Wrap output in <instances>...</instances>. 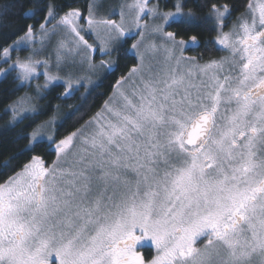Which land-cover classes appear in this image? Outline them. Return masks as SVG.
Here are the masks:
<instances>
[{"label": "snow or ice", "instance_id": "obj_1", "mask_svg": "<svg viewBox=\"0 0 264 264\" xmlns=\"http://www.w3.org/2000/svg\"><path fill=\"white\" fill-rule=\"evenodd\" d=\"M97 5L89 0L87 15L69 8L59 19L48 5L39 34L62 31L57 69L73 55L112 70L115 59L97 63L93 52L112 57L133 37L138 63L80 127L57 138L53 116L28 134L21 154H32L19 168L15 155L0 164V264H53V256L55 264H264V0H246L227 31L230 6L211 4L214 47L227 55L203 62L184 54L196 35L166 30L200 19L181 0L168 11L159 0H122L101 16ZM36 35L28 25L3 49L5 63L9 49ZM41 64L45 89L64 80L62 95L71 96L81 83L33 55L0 74L14 71L23 85ZM32 100L8 106L10 123L42 114ZM145 242L150 259L138 250Z\"/></svg>", "mask_w": 264, "mask_h": 264}, {"label": "trees", "instance_id": "obj_2", "mask_svg": "<svg viewBox=\"0 0 264 264\" xmlns=\"http://www.w3.org/2000/svg\"><path fill=\"white\" fill-rule=\"evenodd\" d=\"M87 0H0V68L4 67L1 62L3 49L8 47L18 37L22 36L28 25L35 28L44 21L48 5L54 4L58 19L69 8L84 9ZM175 0H167L165 6L174 8ZM184 10L193 9L199 20L195 21L191 28L183 24L166 27L167 31L177 32V38L188 40L191 35L198 37V44L187 47L189 56L202 57V60L219 58L224 52L214 47V36L216 35L214 20L208 15L212 3L217 5L228 4L231 9V17L238 16L243 10L246 0H181ZM35 10L32 15L31 10ZM54 21V20H53ZM132 38H128L118 53H113L116 61L112 70L100 78V80L89 87L81 86L71 90V96H62L65 88L61 85L52 86L47 95L41 101L43 104L42 114L35 119L24 120L23 123H10L8 106L15 101L23 92L25 87L19 85L14 73H7L0 78V164L7 158L16 156V168L25 162L32 153L21 154V150L28 143L27 136L34 127L47 120L57 108L62 110V116L56 124L55 135L63 137L68 132L80 127L93 113L100 108L113 90V85L120 76L125 75L129 68L136 64V58L128 52ZM46 162H51L54 153L43 152ZM16 168L12 169L15 171ZM9 175L11 172L8 173Z\"/></svg>", "mask_w": 264, "mask_h": 264}, {"label": "rangeland", "instance_id": "obj_3", "mask_svg": "<svg viewBox=\"0 0 264 264\" xmlns=\"http://www.w3.org/2000/svg\"><path fill=\"white\" fill-rule=\"evenodd\" d=\"M121 2H122V0H98L97 15L98 16L107 15L113 9H116V11L118 12L119 11L118 6ZM150 2L152 4H155L158 2V0H150ZM159 2L163 6V10H165V11L174 10V8H168L165 6V2H167V0H159ZM88 3H89V0L86 1L85 8L80 9L84 15H87ZM111 18L115 19L117 21L119 20L118 15L112 16ZM52 23L54 24L55 20L52 21ZM49 27H51V25H49ZM35 29L37 30V35H36L35 40L32 42V44L30 46L24 45V46L20 47L19 50L9 49V59H8L7 63H5L3 53H2L1 62L4 64V67L2 69L7 70L8 64L13 63L18 57L20 59H24V58L28 57L29 55H33L34 59L48 62V70L51 72V74L60 75L61 77H64V78L70 77L73 80H77V79L80 80L81 83L79 85H74V89L79 88L81 86L89 87L92 84L94 85L95 83H97L100 80V78L106 73V71H108L106 69H102L99 67L96 69H90L86 63H84V64L80 63V57L79 56H73V55H67V58L62 62L60 68L57 69L55 49L57 47L58 41L63 36L62 31H58L54 35H51L48 39H41V36L39 34V26L36 27ZM20 37H18L15 41H17ZM88 39H89L90 43L93 42V38L88 37ZM127 39L128 38H126V41H127ZM151 39H152V37H148L144 43L145 44L149 43L151 41ZM14 42H12L10 45H14ZM134 42H135V37H133L131 42H130V47L128 49V52L133 54L136 58L135 50L131 49V45ZM156 42L159 43L158 37L156 38ZM33 49L35 50L34 53H33ZM141 50H143V45L141 46ZM184 54H185V56H189L186 53V49H185ZM93 55H94V59L97 63L99 62V60L101 58H103L105 60L114 59L113 57L102 56L100 53H98L96 51L93 52ZM226 55H227V53H226ZM136 63H138L137 59H136ZM37 69H38V71H37L36 77L32 81H30L29 83L22 85L25 87V89H24V92L18 98L23 97L25 95L32 96L33 97L32 103L34 105H36L38 110H40L44 106L43 104H41V101L44 98V96L47 95V92L49 91V89L54 85H61L62 87L65 88V84H64V80L53 81L48 85V87L46 89L43 88L42 86L45 83V78H44L43 72L45 71V68H44L43 64H41V65L37 66ZM10 72L14 73L16 75V72L9 71L8 73H10ZM3 76H5V74H0V78ZM120 78H121V76L118 79H120ZM19 85H21V84L19 83ZM37 85L41 86V91L39 93L37 92ZM71 90H73V89H70L69 91H71ZM112 93H113V90H112L110 95H112ZM62 96H68V95L65 94ZM106 99H108V98H106ZM7 110H8V108H7ZM98 110H99V108L96 111H98ZM8 112L10 114L9 121H11V111L8 110ZM53 116L56 117V124H57L58 121L60 120L61 116H62V110L60 108H57L55 110V112H53L52 115L50 117H48L47 120H49ZM41 123H39V124H41ZM35 128H36V126L34 127V129ZM49 130H51V129H49ZM146 243L150 244V242H146ZM51 259L53 261V264H55V257L53 256Z\"/></svg>", "mask_w": 264, "mask_h": 264}, {"label": "flooded vegetation", "instance_id": "obj_4", "mask_svg": "<svg viewBox=\"0 0 264 264\" xmlns=\"http://www.w3.org/2000/svg\"><path fill=\"white\" fill-rule=\"evenodd\" d=\"M237 17V16H236ZM236 17H231V16H229L228 17V20H227V27H225V31H227V30H229V28L231 27V25H232V23L234 22V21H236ZM216 36V35H215ZM215 36L213 37L214 39H215ZM195 45H192L191 43L189 44V46L188 47H194ZM224 52V54L222 55V56H225L226 55V53H225V51H223ZM221 56V57H222ZM214 58V57H213ZM220 58V57H219ZM219 58H216V59H219ZM212 59V58H211ZM206 60H208V59H206ZM206 60H201V62L202 61H206ZM138 250L139 251H141V253H142V255H144V257H145V259H150L151 258V256L152 255H154V249L151 247V245L150 244H148V243H144L143 245H138Z\"/></svg>", "mask_w": 264, "mask_h": 264}, {"label": "bare ground", "instance_id": "obj_5", "mask_svg": "<svg viewBox=\"0 0 264 264\" xmlns=\"http://www.w3.org/2000/svg\"><path fill=\"white\" fill-rule=\"evenodd\" d=\"M9 110V109H8Z\"/></svg>", "mask_w": 264, "mask_h": 264}]
</instances>
